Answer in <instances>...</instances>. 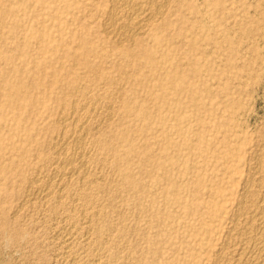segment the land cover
<instances>
[{
	"label": "rangeland",
	"instance_id": "obj_1",
	"mask_svg": "<svg viewBox=\"0 0 264 264\" xmlns=\"http://www.w3.org/2000/svg\"><path fill=\"white\" fill-rule=\"evenodd\" d=\"M28 3L29 11L41 13L38 21H44L49 36L40 38L42 42L33 36L32 30L41 25L29 13H20L19 21L7 18L0 36L15 21L19 40L28 42V58L48 63H28L23 73L26 81L42 83L37 90L41 96L31 93L33 100L36 96L42 101L36 105L39 112L27 113L14 132L0 127L5 143L0 152V264H209L206 244L217 245L225 238L254 162L261 167L256 177L264 175V0H172L166 2L169 8L164 3L163 18L136 41L152 46V36H167L157 51L167 53L180 68L192 59L198 70L190 75L187 90L166 95L168 107L153 101L162 92L154 86L160 75L144 76L149 68L139 56V64L130 66L118 55L130 45H118L103 33V15H98L107 0ZM50 7L59 20L44 15ZM163 19L168 30L159 27ZM82 37L99 52L89 57L92 70L79 63ZM35 40L48 42L49 49L41 53ZM5 48L0 42V51ZM165 67L160 70L170 68ZM75 77L76 91L66 87ZM58 98L65 99L60 107ZM141 106L147 117L140 116ZM61 113H68L66 126L56 123ZM71 135L81 142L72 143ZM59 144H68L61 155L73 156L79 167L71 184L60 190L47 183L49 176L63 174L56 172L59 164L64 167L59 171L70 176L66 164L56 161ZM142 154L149 159L146 164ZM42 187L51 192L50 198L35 192ZM98 235L104 237L102 245L95 243Z\"/></svg>",
	"mask_w": 264,
	"mask_h": 264
},
{
	"label": "bare ground",
	"instance_id": "obj_2",
	"mask_svg": "<svg viewBox=\"0 0 264 264\" xmlns=\"http://www.w3.org/2000/svg\"><path fill=\"white\" fill-rule=\"evenodd\" d=\"M108 5H106L105 8L100 9V14L98 16L101 17L103 15V19L100 20V26L103 30V33L107 35L108 39L111 38L113 41H115L117 44L120 43V45L123 43L129 44L130 47L126 50L119 51V56L124 57L125 61H128L127 63L130 66H135L139 64L138 62H135V57L139 56V60H142L141 65L144 64V66L149 68L148 73L146 72L143 74L146 77H155L156 75H160L161 80L158 83H155L154 86L162 90L161 93L155 94L153 96V101L158 103H162L161 106L168 107L170 106V103L168 102L166 95L169 94L170 91H173L175 93H180L181 91H185L188 89L187 81L190 77V75H198L197 68L194 67L193 64H195V61L191 59V63H187V66L184 68H180L179 65L174 66V59L170 58L167 53H160L157 51L156 45H161L164 42H167L169 39L166 36H152V41L154 44L152 46L144 45V43L141 42L143 39V36L146 35V32L148 28L145 31V28L148 26H155L157 25V21L160 20V18H163L164 13L166 12V8L168 6V2L172 0H107ZM175 2L179 0H174ZM166 2L168 3L166 5ZM91 3V2H90ZM105 3V2H104ZM103 3V4H104ZM107 3V2H106ZM167 6L166 8L163 6ZM94 4V3H92ZM178 4V3H177ZM90 5V4H89ZM170 5V4H169ZM173 6V5H172ZM171 6V7H172ZM29 3L28 0H0V28L6 27V19L7 18H13L20 20V13L24 15L25 13H29L33 18L35 19L38 25H41L43 22L39 23V19L41 16L40 12L37 11H29ZM44 7V6H42ZM41 7V8H42ZM164 7V8H162ZM95 8V7H93ZM177 8V7H176ZM180 8V7H179ZM94 10V9H92ZM91 10V11H92ZM180 10V9H179ZM178 10V11H179ZM48 12H45L44 15L50 16L54 20H59L58 14H56L55 10H53L51 7L48 8ZM94 13V12H93ZM25 14V15H26ZM97 14V12H96ZM95 14V15H96ZM97 16V17H98ZM174 15H172L173 17ZM93 17V16H92ZM160 17V18H159ZM166 17V16H165ZM39 20V21H38ZM96 20V19H95ZM162 20V19H161ZM89 21V20H88ZM91 22V21H90ZM9 24V23H8ZM18 24L14 21L13 25L7 28V32L5 34H2L0 36V42L3 44H6V50L0 51V127L1 128H8L11 132H14L19 126L24 118L25 115L29 112H39L38 108H36V105L38 102H42L40 97L35 96V99H32V90L33 93L37 92V96L39 95V90L42 86V83H38L37 81H26L24 78L25 76L23 73H27L25 71V65L28 63H35L38 66L37 67H43L44 65H47L48 61L46 59H32L31 57L28 58L27 55V48H28V42L23 43L19 40L20 36L16 32V26ZM159 27L162 30H168L169 29V22L163 21L159 25ZM18 28V27H17ZM34 28V27H33ZM1 31V30H0ZM102 32V31H101ZM33 36L38 39L40 42V38H43L44 36H49L46 32V29L44 26L41 25V28H34L31 32ZM68 38V37H67ZM141 39L137 40L136 39ZM151 39V36H150ZM212 39V38H211ZM38 40H35V43L38 44L40 52H46L48 48V45L46 43H39ZM46 40V39H45ZM45 40L43 42H45ZM52 40V39H51ZM147 40V39H146ZM53 41V40H52ZM114 42V43H115ZM136 43L137 47L131 48L130 43ZM52 43V42H51ZM159 43V44H158ZM88 40L85 37H82L79 40V48L81 50L80 56H82L79 63L83 65L85 68H90V70L93 69V64L91 61H89V57L92 55L99 54L98 50L92 46L88 45ZM151 44V43H150ZM36 45V44H35ZM119 45V44H118ZM5 46V45H4ZM124 46V45H123ZM127 46V45H126ZM249 47V46H248ZM66 48V47H65ZM62 50V49H61ZM106 51V50H105ZM212 51V50H211ZM104 52V51H103ZM109 55V54H108ZM102 57V56H101ZM104 58V55L103 57ZM120 58V57H119ZM126 58L128 60H126ZM100 59V58H99ZM75 60V59H74ZM204 62V61H203ZM61 64V63H60ZM74 64V63H73ZM172 65V69L171 66ZM242 64V62H241ZM220 65V64H218ZM76 66V65H75ZM163 66L170 67L169 70H160ZM237 66V65H236ZM111 67V66H110ZM165 67V68H166ZM49 69V68H48ZM137 69V68H136ZM171 69V70H170ZM246 69V68H245ZM34 70V69H33ZM259 70V69H258ZM42 71V70H41ZM46 71V70H45ZM86 71V70H85ZM129 72V71H128ZM30 73V72H28ZM39 73V71H38ZM41 73V72H40ZM31 74V73H30ZM86 74V73H85ZM32 75V74H31ZM45 76V75H44ZM102 77V76H101ZM100 79L102 80V78ZM28 78V77H27ZM252 78V77H251ZM30 79V78H28ZM27 79V80H28ZM76 77L71 81L70 85H67L66 87L72 88L75 87L74 84L76 82ZM224 79V78H223ZM85 80V79H84ZM105 80V79H104ZM124 80V79H122ZM126 80V79H125ZM90 81V80H89ZM70 82V81H69ZM84 82H87L84 81ZM93 82V81H91ZM248 82V81H247ZM57 83V82H55ZM81 83V82H80ZM89 83V82H88ZM103 83V82H101ZM111 83V82H110ZM84 85V83H82ZM81 84V85H82ZM94 84V83H93ZM76 85V84H75ZM80 85V84H79ZM99 85V84H98ZM103 85V84H101ZM78 86V85H77ZM79 87V86H78ZM77 87V88H78ZM89 87V86H88ZM97 88V87H96ZM102 88V87H101ZM82 89V88H79ZM78 89V90H79ZM85 89V88H84ZM110 89V88H109ZM115 89V86H114ZM93 90V89H92ZM91 90V91H92ZM105 94H110L113 92H108V89H104ZM76 91V87H75ZM85 91V90H84ZM83 91V92H84ZM114 91V90H113ZM122 91V90H121ZM192 91V90H191ZM71 93V91H69ZM114 94H117V90L114 91ZM103 93V92H102ZM123 93V92H122ZM74 94V93H73ZM81 94V93H79ZM35 95V94H34ZM51 95V94H50ZM68 95V94H67ZM78 95V94H77ZM84 95V94H83ZM90 95V94H89ZM80 96V95H78ZM110 96V95H109ZM121 96V95H120ZM66 97V96H65ZM83 97V96H82ZM88 97V96H87ZM86 97V98H87ZM147 97V96H146ZM64 98V96H63ZM85 98V97H84ZM96 98V97H95ZM102 98V97H101ZM110 98V97H109ZM68 99V98H67ZM82 99V98H81ZM89 99V98H88ZM103 99V98H102ZM101 99V100H102ZM65 99H57L59 103V107L63 104ZM78 100V99H77ZM104 100V99H103ZM83 101V100H82ZM89 102V101H88ZM94 102V101H92ZM100 102V101H99ZM77 103V102H76ZM112 103V102H111ZM68 104V103H67ZM99 104V103H98ZM125 104V102H124ZM81 105V104H80ZM83 105V102H82ZM86 105V104H84ZM107 105V104H106ZM104 105V106H106ZM112 106V105H111ZM70 107V106H69ZM76 107V106H74ZM82 107V106H81ZM89 107V106H88ZM78 108V107H76ZM97 108V107H96ZM108 108V107H107ZM68 109V108H67ZM70 109V108H69ZM93 110V109H92ZM91 110V111H92ZM95 110V109H94ZM104 110V109H103ZM61 111V109L59 110ZM67 111V110H66ZM73 111V110H72ZM81 111V110H80ZM62 112V111H61ZM97 112V111H96ZM105 112V111H104ZM66 113V112H65ZM72 113V112H71ZM109 113V111H108ZM60 113H58L59 115ZM64 113H61L60 117L56 118V123H63L62 126H66L65 123L68 122L69 119L68 113L65 115H62ZM78 114V113H77ZM83 114V113H82ZM96 114V113H95ZM98 114V113H97ZM103 114V113H102ZM110 114V113H109ZM70 115V114H69ZM105 115V114H104ZM116 115V114H115ZM72 116V115H70ZM110 116V115H109ZM143 118L147 117V114L145 112V107L141 106V115ZM80 117V116H79ZM91 117V116H90ZM96 117V116H95ZM29 118V117H28ZM71 118V117H70ZM104 118V117H103ZM33 119V118H32ZM74 119V117L72 118ZM78 119V118H77ZM92 119V118H91ZM100 119V118H99ZM9 120V122H8ZM19 120H21L19 122ZM66 120V121H65ZM71 120V119H70ZM75 120V121H74ZM73 122H77L76 119H74ZM98 120V119H97ZM65 121V123H64ZM13 122V123H12ZM71 122V121H70ZM86 122V121H85ZM97 122V121H96ZM110 123V122H109ZM75 124V123H74ZM79 124V123H78ZM100 124V123H99ZM69 126V125H68ZM74 126V125H73ZM76 126V125H75ZM82 126V125H81ZM97 126V125H96ZM61 127V125H60ZM59 127V128H60ZM89 126H87L88 128ZM105 127V126H103ZM64 128V127H63ZM62 128V129H63ZM67 128V127H66ZM65 128V129H66ZM71 128V127H70ZM96 128V127H95ZM63 129V131L65 130ZM68 129V128H67ZM66 129V131H68ZM77 129V128H76ZM80 129V128H79ZM86 129V128H85ZM84 129V130H85ZM93 129V128H92ZM102 129V128H101ZM83 130V131H84ZM90 130V129H89ZM88 130V132H90ZM60 130H57V132ZM262 131V130H261ZM62 132V131H61ZM65 132V131H64ZM87 132V130H86ZM97 132V131H96ZM191 133V132H189ZM63 134V133H60ZM72 134V132H71ZM77 134V133H76ZM74 135V134H73ZM48 136V135H47ZM70 136V135H69ZM68 136V138H69ZM77 136V135H76ZM71 135L72 143L78 142L80 143L81 140H79V137H76ZM80 136V135H78ZM51 137V136H50ZM59 137V136H57ZM65 137V136H64ZM70 137V139H71ZM91 137V136H90ZM93 138V137H92ZM195 138V137H193ZM256 138V137H255ZM55 139V138H54ZM60 135V140H61ZM66 140V138H65ZM65 140L63 142H65ZM83 140V139H82ZM264 140L263 138L261 141ZM50 141V140H49ZM56 141V140H55ZM59 141V139H58ZM57 141V142H58ZM260 141V140H259ZM255 143V142H254ZM264 143V142H263ZM262 143V144H263ZM50 144V143H49ZM55 144V142H54ZM63 144V143H62ZM76 144V143H75ZM85 144V143H84ZM92 144V143H91ZM65 145H56V152L58 156H55L56 161L60 163L66 164V173L70 174L68 177H66V174L63 170L59 171V168L62 167L60 164L58 165L55 161V163L58 165L56 172L58 170V173L60 174H53V176H49V181L47 182L49 185H53L55 188H58L59 190L62 189V187H65V185L72 181L73 175H75V172L78 171L79 167L76 165L75 161L76 159H72L69 156L68 158L65 156L64 158L62 155H65L67 152V147L65 148ZM68 145V144H67ZM66 145V146H67ZM78 145V144H77ZM93 145V144H92ZM261 145V144H260ZM76 146V145H75ZM72 147V146H71ZM255 147V146H254ZM262 147V145H261ZM259 147V148H261ZM15 148V145L12 146V150ZM54 148V147H52ZM76 148V147H75ZM258 148V150H259ZM263 148V147H262ZM5 149V143H3L2 138H0V152L4 151ZM74 149V148H73ZM84 149V148H82ZM54 150V149H52ZM51 150V152H52ZM257 150V149H256ZM257 150V152H259ZM261 150V149H260ZM83 151V150H82ZM81 151V152H82ZM253 151V150H252ZM262 152V151H261ZM260 152V154H261ZM65 153V154H63ZM72 153V152H71ZM54 154V153H53ZM52 154V155H53ZM62 154V155H61ZM7 155V154H6ZM49 155V154H48ZM56 155V154H55ZM79 155V153L77 154ZM87 155V154H86ZM255 155V153H254ZM258 155V154H257ZM51 156V155H50ZM143 156V157H142ZM251 156V155H250ZM49 159V156H47ZM52 158L54 156H51ZM258 157V156H257ZM51 158V159H52ZM85 158V157H84ZM100 158V157H99ZM263 158V157H262ZM45 159V158H44ZM63 159V160H62ZM86 159V158H85ZM95 159V158H94ZM102 159V158H101ZM107 159V158H106ZM253 159V156H252ZM251 159V160H252ZM81 160V159H80ZM88 160V159H87ZM92 160V159H91ZM141 160L144 164L148 162V157L144 154L141 155ZM49 161V160H48ZM54 160L52 159L51 162ZM62 161V162H61ZM85 161V160H84ZM98 161V160H97ZM262 161V160H261ZM108 162V161H107ZM264 162V161H262ZM90 163V162H89ZM152 163V162H151ZM48 164V162L46 163ZM50 164V163H49ZM52 164V163H51ZM50 164V165H51ZM105 164V163H104ZM264 164V163H263ZM55 165V164H54ZM53 165V166H54ZM79 165V164H78ZM108 165V164H107ZM253 165V164H252ZM251 165V166H252ZM261 165V164H260ZM38 166V165H37ZM65 166V165H64ZM259 162H254V172L250 173V175L245 179V182L241 188V194L237 199L236 208H233L232 213L229 216V223L232 222V226L226 231L225 238L220 244L217 245H210L209 243L206 244L207 249L209 250V253L207 255V260L209 264H264V178L256 177V174H259L258 167ZM46 167V166H45ZM44 167V169H45ZM88 167V166H87ZM92 167V165H91ZM51 168V167H50ZM64 167H62L63 169ZM90 168V167H89ZM249 170V167H247ZM246 168V169H247ZM261 168V167H260ZM263 168V167H262ZM39 169V168H38ZM41 169V168H40ZM83 169V168H82ZM87 169V168H86ZM43 170V169H42ZM252 170V169H251ZM264 170V169H263ZM52 172L55 170H51ZM82 171V170H81ZM84 171V170H83ZM250 171V170H249ZM262 171V170H261ZM39 172V170L37 171ZM42 172V171H41ZM51 172V173H52ZM86 172V171H84ZM90 172V170H89ZM247 172V171H245ZM96 173V172H95ZM110 173V172H109ZM30 174V173H29ZM46 174V172H45ZM48 174V173H47ZM65 174V175H64ZM86 174V173H85ZM84 174V175H85ZM249 174V172H247ZM264 174V173H262ZM42 175V174H41ZM79 175V174H78ZM77 175V176H78ZM107 175V174H106ZM112 175V174H111ZM33 176V175H32ZM46 176V175H44ZM76 176V177H77ZM108 176V175H107ZM114 176V175H113ZM258 176V175H257ZM35 177V176H34ZM39 177V176H38ZM99 177V176H98ZM32 178V177H31ZM87 178V177H86ZM91 178V177H90ZM108 178V177H107ZM111 178V177H110ZM37 179V178H36ZM78 179V178H77ZM32 180V179H31ZM39 180V179H38ZM42 180V179H41ZM45 180V179H44ZM74 180V179H73ZM130 181V179H128ZM85 181V180H84ZM112 181V178H111ZM25 182V181H24ZM36 182V181H35ZM40 182V181H39ZM91 182V181H90ZM96 182V181H95ZM131 182V181H130ZM42 183V181H41ZM77 183V182H76ZM30 184V183H29ZM36 184V183H35ZM39 184V183H38ZM43 184V183H42ZM80 184V183H79ZM106 184V183H105ZM112 184V183H111ZM47 185V184H46ZM69 185V184H68ZM77 185V184H76ZM83 185V184H81ZM79 185V186H81ZM26 186V185H25ZM75 186V185H74ZM105 186V185H104ZM110 186V185H109ZM30 187V186H29ZM34 188V186H32ZM67 187V186H66ZM91 187V186H90ZM89 187V188H90ZM41 188V187H40ZM40 188H36L35 192L40 193L42 195L48 196L51 193L45 192ZM77 188V187H76ZM81 188V187H80ZM96 188V187H95ZM106 188V187H105ZM117 188V187H116ZM107 189V188H106ZM30 190H34L31 189ZM46 190V189H45ZM68 190V189H67ZM76 190V189H75ZM112 190V189H111ZM29 191V190H28ZM70 191V189H69ZM77 191V190H76ZM98 191V189H97ZM83 192V190H82ZM87 192V191H86ZM103 192V191H101ZM100 192V193H101ZM106 192V191H105ZM70 193V192H68ZM107 193V192H106ZM17 194V193H16ZM29 194V193H28ZM31 194V193H30ZM97 194V193H96ZM95 194V195H96ZM22 195V194H21ZM35 195V194H34ZM38 195V194H37ZM58 195V194H57ZM66 195V194H65ZM23 196V195H22ZM27 196V195H26ZM25 196V197H26ZM51 196V194H50ZM72 196V195H71ZM88 196V195H87ZM97 196V195H96ZM35 197V196H34ZM44 196H42L43 198ZM47 197V198H48ZM54 197V195H53ZM104 197V196H103ZM32 198V197H31ZM38 198V196H37ZM50 198V197H49ZM55 198V197H54ZM90 198V197H89ZM58 199V198H57ZM56 199V200H57ZM76 199V197H75ZM54 200V199H53ZM72 200V199H70ZM88 200V198L86 199ZM92 200V199H91ZM99 200V199H98ZM31 201V200H30ZM59 201V200H58ZM61 201V200H60ZM75 201V200H74ZM82 201V200H81ZM85 201V200H84ZM90 201V200H89ZM94 201V200H93ZM47 202V201H46ZM78 202V201H77ZM80 202V200H79ZM112 202V201H111ZM115 202V201H114ZM24 203V202H23ZM49 203V202H48ZM65 203V202H64ZM22 204V203H21ZM105 204V203H104ZM116 204V203H115ZM36 205V204H35ZM45 205V204H44ZM51 205V204H50ZM55 205V204H54ZM75 205V204H74ZM80 205V203H79ZM91 205V204H90ZM99 205V203L97 204ZM56 206V205H55ZM77 206V204H76ZM112 206V205H111ZM53 207V206H52ZM66 207V206H65ZM68 207V206H67ZM84 207V206H83ZM19 208V207H18ZM31 208V207H30ZM42 208V207H41ZM40 208V209H41ZM69 208V207H68ZM96 208V207H94ZM109 208V207H108ZM81 209V208H80ZM29 210V209H28ZM43 210V209H42ZM48 210V209H47ZM85 210V209H84ZM98 210V209H97ZM110 210V209H109ZM32 211V210H31ZM36 211V210H35ZM40 211V210H38ZM75 211V210H74ZM87 211V210H86ZM96 211V210H95ZM94 211V212H95ZM48 212V211H47ZM55 212V211H54ZM61 212V210H60ZM121 212V211H120ZM91 213V212H90ZM97 213V212H96ZM22 214V213H20ZM60 214V213H59ZM63 214V213H62ZM87 214V212H86ZM113 214V212H112ZM66 215V214H64ZM73 215V214H72ZM78 215V214H77ZM223 215V214H222ZM6 216V215H5ZM4 216V217H5ZM46 216V215H45ZM57 216V214H56ZM94 216V215H93ZM103 216V215H102ZM3 217V216H2ZM8 217V216H7ZM22 217V216H21ZM62 217V216H61ZM71 217V216H70ZM79 217V216H78ZM77 217V218H78ZM97 217V216H96ZM53 218H56L53 216ZM74 218V217H73ZM80 218V217H79ZM90 218V217H89ZM105 218V217H104ZM13 219V218H12ZM81 219V218H80ZM92 219V218H91ZM98 219V218H97ZM61 220V219H60ZM82 220V219H81ZM86 220V219H85ZM88 221V220H87ZM3 222V220H2ZM20 222V221H19ZM69 222V221H68ZM75 222V220L73 221ZM92 222V221H91ZM94 222V221H93ZM111 222V221H110ZM82 223V221H81ZM84 224V223H83ZM97 224V222H96ZM82 225V224H81ZM110 225V224H109ZM229 225V224H228ZM107 226V225H106ZM79 227V226H78ZM6 228V227H5ZM82 228V227H81ZM68 229V228H67ZM71 229V228H70ZM69 229V230H70ZM74 229V228H73ZM79 229V228H78ZM85 229V228H84ZM88 232L91 229L88 228ZM86 229V232H87ZM68 230V231H69ZM81 230V229H80ZM99 230V229H98ZM97 230V232H98ZM227 230V229H226ZM79 231V230H78ZM85 231V230H84ZM94 231V230H93ZM14 232V231H13ZM80 232V231H79ZM78 232V233H79ZM85 232V233H86ZM65 233V232H64ZM72 233V232H71ZM93 233V232H92ZM18 234V232H17ZM61 234V233H60ZM81 234V233H80ZM87 234V233H86ZM99 234V233H98ZM96 235V234H95ZM63 237V234H62ZM84 237V236H83ZM88 237V236H87ZM96 237V236H95ZM102 236L98 235V238L95 239V243H99L100 245L103 244ZM224 237V236H223ZM111 238V237H110ZM76 239V238H75ZM82 239V238H81ZM86 239V238H85ZM82 239V240H85ZM93 240V239H92ZM91 240V241H92ZM123 240V239H122ZM66 241V240H65ZM89 241V240H88ZM107 241V240H106ZM75 242V241H74ZM85 242V241H84ZM94 242V241H93ZM64 243V242H63ZM105 243V242H104ZM109 243V242H108ZM116 243V242H115ZM120 243V242H119ZM129 243V242H128ZM66 244V243H65ZM125 244V243H124ZM79 245V244H78ZM105 245V244H104ZM68 246V245H67ZM66 246V248H67ZM75 246V244H74ZM83 246V245H82ZM86 246V244H85ZM72 247V246H71ZM74 248V247H72ZM78 248V247H77ZM85 248V247H84ZM70 249V248H69ZM121 249V248H120ZM119 249V250H120ZM77 250V249H75ZM101 250V249H100ZM86 251V250H85ZM92 252V251H91ZM100 252H104L100 251ZM99 252V253H100ZM72 253V252H71ZM114 253V252H113ZM69 254V253H68ZM82 254V253H81ZM90 254V253H89ZM84 255V254H83ZM95 255V254H94ZM71 256V255H70ZM88 256V255H87ZM86 256V257H87ZM92 256V255H91ZM100 256V255H99ZM78 257V256H77ZM82 259V258H81ZM96 259V258H95ZM92 259V260H95ZM78 260V259H77ZM88 260V259H87ZM86 260V261H87ZM98 260V259H97ZM96 260V261H97ZM82 261V260H81ZM100 261V260H98ZM102 261V260H101ZM112 261V260H111ZM104 262V261H103ZM99 263V262H97ZM83 264V262H82ZM95 264V263H94ZM116 264V263H115Z\"/></svg>",
	"mask_w": 264,
	"mask_h": 264
}]
</instances>
